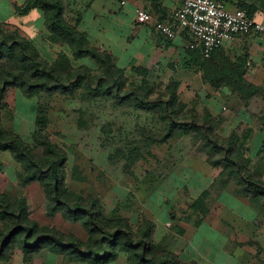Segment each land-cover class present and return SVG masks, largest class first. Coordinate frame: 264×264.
<instances>
[{"label": "rangeland", "instance_id": "1", "mask_svg": "<svg viewBox=\"0 0 264 264\" xmlns=\"http://www.w3.org/2000/svg\"><path fill=\"white\" fill-rule=\"evenodd\" d=\"M228 2L236 8L253 7L255 18L264 24V0ZM32 26L29 21L0 22L1 28L35 44L41 60L49 64H58L65 52L74 68L88 67L93 73L101 69L92 58L76 59L69 46L53 42L47 28V34L34 39ZM256 41L264 47V35H247L234 55L226 59L218 52L211 64H236L247 58L246 74L253 71ZM182 49L139 67L114 60L125 71L128 91L149 87L154 91L151 99L163 95L168 100L175 89V107L182 115L191 120L194 114L203 118L210 113L212 136L223 147L236 136L233 157L246 167L244 173L264 183V94L245 101L226 83L213 87ZM14 64L0 62V67ZM0 118L2 127L19 135L38 160L45 154L43 139L62 150L61 169L70 201L97 199L101 222H117L134 235L154 224L157 251L175 256L181 264H264L263 200L241 192L240 172L229 177L228 162L212 164L224 157V151L205 149L200 132L181 126L167 142L154 141L152 137L164 134L158 114L119 106L107 96L85 98L82 91L74 96L27 97L9 88L0 101ZM24 173L10 151L0 150V197L15 210L24 206L26 224L38 226V234L44 231L64 241L88 243L91 234L83 222L62 211L52 214L48 190L38 181L23 185ZM14 218L0 214V242L3 232L14 226ZM23 238L24 234L19 236L0 264H89L77 255L53 252L50 244L25 254ZM117 252V259L106 264H131L126 252Z\"/></svg>", "mask_w": 264, "mask_h": 264}, {"label": "trees", "instance_id": "2", "mask_svg": "<svg viewBox=\"0 0 264 264\" xmlns=\"http://www.w3.org/2000/svg\"><path fill=\"white\" fill-rule=\"evenodd\" d=\"M34 7L44 13L45 25L53 42L69 46L76 59L92 58L101 69L98 73H93L88 67L74 68L65 52L60 53L58 64H49L41 60L31 41L17 32L0 27V62H15L13 66L0 67V101L9 88L19 89L27 97L39 93H47L51 96L54 94L74 96L78 91H82L85 98L107 96L119 106L130 105L137 110L155 112L164 123V134L158 139L152 137L154 141L167 142L174 129L181 126L200 132L205 149L224 151V157L212 164L220 166L221 162H228L229 177L235 175V172H240L241 192L263 200L264 204V183L255 181L249 173H244L246 167L233 157L236 136H233L228 147L220 145L212 136L213 125L210 113H206L203 118L194 114L191 120L188 115H182V111L175 107L178 102L175 89L170 91L171 98L168 100L164 99L163 95L151 99L154 91L149 87L144 89L134 87L128 91L125 71L118 68L109 52L102 51L88 42L83 32L65 20L64 7L60 0H27L23 7L17 6L16 10L27 14ZM241 9L246 10L251 18H255L253 7H241ZM257 9L256 6V11ZM187 51L193 62L204 71L207 81L213 87L220 88L226 83L245 101L264 94L262 87L245 84L247 58L239 59L236 64L220 63L215 66L211 64L210 59L204 58L200 49H187ZM42 144L45 154L41 161L35 157L30 146L19 135L10 134L2 127L0 118V150L10 151L22 164L25 172L22 176V184L28 185L38 181L44 185L53 202L52 214L62 211L75 221H82L90 232L91 239L86 244H78L64 241L52 233L40 231L38 234V226L26 224L23 215L26 209L24 206L18 205L15 210L0 197V214L12 219L14 216L16 218H14V226L2 234L0 260L6 258L7 251L18 241L19 236L24 234L22 243L25 254L36 252L45 244H50L53 252L64 256L74 254L89 264H106L117 259L118 249L128 254L131 264H181L175 256L157 251L153 240L154 224L148 223L139 234L134 235L126 226H120L117 222H101L97 199L90 202H85L83 199L71 202L65 189L61 169L65 155L48 139H43Z\"/></svg>", "mask_w": 264, "mask_h": 264}, {"label": "crops", "instance_id": "3", "mask_svg": "<svg viewBox=\"0 0 264 264\" xmlns=\"http://www.w3.org/2000/svg\"><path fill=\"white\" fill-rule=\"evenodd\" d=\"M26 1L0 0V22L29 21L33 23L30 31L34 32L32 35L34 39L47 34L44 32L45 17L41 9L34 7L25 16L17 12L16 7L23 6ZM60 1L64 7L65 20L83 32L88 42L98 47L101 46L103 50L109 52L114 59L123 62L124 65L128 63H132L134 67L142 64L151 65L153 61L160 58V55L169 54L171 56L173 51L178 49L181 51V47L184 51L188 49L187 36L184 35L171 41L158 35L153 26L140 25L136 21V10L141 8L157 14L156 16L162 21L170 20L176 7L172 0H126L127 4L124 6L118 0ZM231 5L235 8L233 4ZM239 42L240 39L235 43H226L213 55L220 52L223 58L227 59L240 48ZM259 43L260 41H256V69L253 68V71H249L244 76L245 84L248 86L261 87L264 85V47H260ZM193 80H196V75H192Z\"/></svg>", "mask_w": 264, "mask_h": 264}, {"label": "built area", "instance_id": "4", "mask_svg": "<svg viewBox=\"0 0 264 264\" xmlns=\"http://www.w3.org/2000/svg\"><path fill=\"white\" fill-rule=\"evenodd\" d=\"M123 6L126 0H118ZM174 8L170 20L162 21L150 10H136L140 25H151L155 32L175 41L184 35L188 49H200L206 59L226 43H235L247 35H264V24L251 18L246 10L232 8L228 0H172Z\"/></svg>", "mask_w": 264, "mask_h": 264}]
</instances>
